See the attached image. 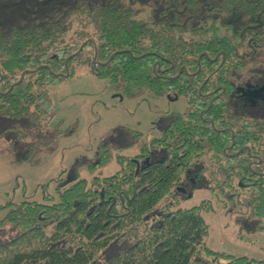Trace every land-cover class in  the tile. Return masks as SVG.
<instances>
[{"label":"trees","instance_id":"trees-1","mask_svg":"<svg viewBox=\"0 0 264 264\" xmlns=\"http://www.w3.org/2000/svg\"><path fill=\"white\" fill-rule=\"evenodd\" d=\"M49 1L48 14L0 29V121H26L3 128L31 137L24 160L52 145L54 138H35L55 115L49 84L83 44L68 68L88 49L94 72L127 90L173 92L190 108L159 136L125 129L133 136L126 143L101 142L87 166L96 171L115 159L116 172L67 179L56 202L47 195L13 204L0 220L15 233L0 243V264H264L207 245L210 201L158 205L187 176L204 178L200 158L208 154L224 169L211 181L240 196L264 227V98L250 94L264 89V0ZM75 15L96 37L67 38ZM95 56L106 64H93ZM25 70L32 71L9 90ZM138 143L135 156L123 154Z\"/></svg>","mask_w":264,"mask_h":264},{"label":"rangeland","instance_id":"rangeland-1","mask_svg":"<svg viewBox=\"0 0 264 264\" xmlns=\"http://www.w3.org/2000/svg\"><path fill=\"white\" fill-rule=\"evenodd\" d=\"M50 4L49 0H0V29L21 26L35 16L48 14ZM72 20L73 27L67 38L90 40L96 37L93 27L84 17L75 15ZM248 65L261 64L252 61ZM69 72L68 77L62 76L49 84L55 115L47 129L37 132L35 138L54 140L39 159H23V148L31 137L18 140L13 131L3 130L7 124H26V121H0V205L6 206L0 209V220L13 204L23 200L46 201L45 196L49 195L51 202L58 201L57 185L78 174L90 180L94 174L116 172L119 165L115 159L102 169L93 171L88 168L87 164L96 160L101 142L113 145L126 143L133 136L125 129L143 132L145 140L159 136L176 114L190 108L184 97L173 92L127 90L122 81L112 82L107 75L94 72L88 49L83 50L72 63ZM250 94L264 98V89L251 90ZM138 150L139 143L123 154L133 157ZM200 160L199 169L205 167L202 171L204 178L187 176L184 183L175 189L176 194L169 195L158 205L172 202V208L179 209L200 204L203 200L210 201L214 210L203 212L209 224L207 245L214 250L264 260L261 215H253L251 207L240 196H231L211 181L223 179L220 158L211 159L206 154ZM214 171L218 174L212 176ZM9 227L8 223L0 225V243L15 234L13 231L9 233Z\"/></svg>","mask_w":264,"mask_h":264},{"label":"water","instance_id":"water-1","mask_svg":"<svg viewBox=\"0 0 264 264\" xmlns=\"http://www.w3.org/2000/svg\"><path fill=\"white\" fill-rule=\"evenodd\" d=\"M83 45H84V44H83ZM83 45L80 47L79 51L83 48ZM79 51L73 53L72 55H70V56H68V57L66 58V60H65V63H66V72L56 73V74H55L56 76H64V77H68V76L70 75L69 68H68V62H69V60H70L72 57H74ZM121 52H122V51H121ZM224 59H225V53L223 52V60H222V62L224 61ZM99 63H100V62H97V60H96V56H95L94 59H93V64L97 65V64H99ZM100 64H103V65H104V64H106V63H100ZM41 67H45V65H42V66H40L39 68H41ZM30 71H32V70H25V71H23L22 74H21V76H20V78H19V80L16 81L14 84H12V85L10 86L9 90H12L13 87H14L15 85L19 84V83L24 79L25 73H26V72H30ZM96 73L100 74V72H96Z\"/></svg>","mask_w":264,"mask_h":264},{"label":"flooded vegetation","instance_id":"flooded-vegetation-1","mask_svg":"<svg viewBox=\"0 0 264 264\" xmlns=\"http://www.w3.org/2000/svg\"><path fill=\"white\" fill-rule=\"evenodd\" d=\"M252 159H255V155L252 156Z\"/></svg>","mask_w":264,"mask_h":264}]
</instances>
